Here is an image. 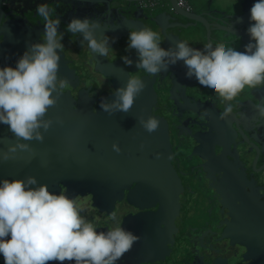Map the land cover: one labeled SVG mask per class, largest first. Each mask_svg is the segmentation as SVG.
<instances>
[{"label":"flooded vegetation","instance_id":"flooded-vegetation-1","mask_svg":"<svg viewBox=\"0 0 264 264\" xmlns=\"http://www.w3.org/2000/svg\"><path fill=\"white\" fill-rule=\"evenodd\" d=\"M21 1L24 8L16 15H9L0 10L1 27L4 31L13 29L14 36L23 35L27 42L31 39L32 42H42L44 20L37 14V6L42 3L47 4L53 10L52 18H60L61 25L58 31L64 32L63 49L60 53L63 61L67 62L60 61L58 76L66 78L68 85L62 90L65 94L58 96L56 105H60L58 103L60 99H65L71 109L78 110V117L81 118L85 129L91 132L102 131L106 143L108 142L107 145L105 143L106 149L110 150V159L108 160L107 157V163L118 166L116 169L109 168L106 175H97L91 182L65 180L64 183V180L44 177L37 181L38 184H46L50 192H65L70 197L75 196L85 205L86 217L100 230L112 226L109 217L111 212L116 211L121 218L122 227L138 235L139 244H142L143 240L145 246L149 245L145 247V253L140 255L135 253L134 244L131 251L126 253L117 264H147V262L148 264H247L238 257L243 251L241 246L228 245L226 238L219 240L217 228L222 221L229 218V210L222 206L218 195L210 186L213 181L222 183L226 180L230 184V179L234 184L235 177L230 175L220 179L223 167L205 166L204 163L207 161L198 155V151H202V154L207 156L211 155L209 152L218 157L222 156L226 160L221 157L227 174L243 172L251 186L249 188L246 184L242 187V183L237 181L240 187L238 191L244 192L250 189L264 206V125L263 119L257 115V107L264 104V86L255 89L246 87L231 102L232 112L227 117L221 118V114L225 111V103L210 88L200 86L195 78H186L182 63L169 66L167 71L156 75H149L142 69L136 68L135 52L126 51L129 30L140 27H148L158 32L162 46L165 48L176 40H184L192 47L201 48L210 38L215 46L219 41L213 40L214 33L208 37L202 24L188 17V14H203L202 16L207 18L204 13H210L209 2L213 0H185V5L180 4L178 0H175V5L171 4L170 0L120 1L121 10L118 13L120 18L112 20L111 16L106 19L100 14V10L104 7L97 5L96 0ZM207 2L208 5L205 4ZM254 2H250V8ZM2 3L3 0H0V4ZM143 14L151 15L156 21L152 22L151 19L150 22H144V19L140 21L141 17H144ZM73 16L90 17L99 23L100 28L97 31L107 35H120H116L115 43L111 44L114 50L108 57L96 56L92 53L85 58L81 57V53L73 56V51H77V40L79 43L82 41L79 35L66 30L69 18ZM157 24L162 27H158ZM110 26L117 29H110ZM235 26L246 30L249 26V13L241 15ZM29 34H35L36 38L30 37ZM239 35L235 39L227 36L225 45L244 51L250 38L245 34ZM6 42L7 40L4 43L0 41V67L5 65L15 67L17 59L27 49V44L25 47L24 43L21 44L20 49L17 47L10 49ZM66 51H69L68 56L64 53ZM125 55L133 60L132 65L126 66L122 63L121 58ZM82 59L86 61L84 70L82 65L77 64ZM79 66L81 70H78ZM71 69L72 73H70ZM129 76H139L145 80L146 88L135 99L129 113L116 112L108 115L100 108L101 99L111 101L115 89L123 86ZM55 114L53 111L47 115L52 118L54 126L48 131L59 133V138L65 141L66 129L62 123L56 122ZM148 115L160 121L159 128L152 133H148L136 118L138 116L147 118ZM5 131H7L6 125L0 123V150H3L1 143ZM9 133V136H13L10 130ZM92 137L98 140L95 133ZM114 142L119 145L120 152L127 155L124 162L132 161L146 165L149 161V165L157 166L156 184L159 188L162 187L165 177L170 180L173 175L177 176L176 179L181 185L174 192V197L167 200L168 206L171 203L170 212L164 204L166 210L161 211L158 202L143 208L134 205L133 202L137 201L135 197L139 195L134 192L130 194L134 183L128 186H115L116 182L130 183L134 179L130 174L128 177L116 175L115 172L127 169L119 166L122 159L120 152L117 153L112 149ZM39 143L40 158L35 157L38 143L33 140L29 141L33 149L29 152L30 157L25 151L18 150L12 159L0 162V179L25 178L31 175L30 170L39 172L38 167L46 169L53 160L52 155L58 149L49 150V142L46 140L44 143ZM141 144H143L142 148ZM157 153L159 158L156 157ZM116 154L119 159H115ZM166 163L169 165V170L164 166ZM211 173L215 175L206 177ZM255 198L252 197V201H255ZM139 211L148 214L139 220L141 230L134 231L128 217ZM163 226L166 231L164 236L158 239ZM186 233L191 234L193 239L186 237ZM163 244H166V248L171 253L166 262L160 258L161 253L148 255L151 249H157ZM181 245L185 248L183 251L180 250ZM0 264H4L2 255H0ZM50 264H58V262H50Z\"/></svg>","mask_w":264,"mask_h":264},{"label":"clouds","instance_id":"clouds-1","mask_svg":"<svg viewBox=\"0 0 264 264\" xmlns=\"http://www.w3.org/2000/svg\"><path fill=\"white\" fill-rule=\"evenodd\" d=\"M36 11L44 20L42 42L29 43L15 67H0V123L7 125L15 138L6 150H0V162L12 159L18 150L33 151L29 141H44V134L53 124L48 110L57 104L68 85L66 78L58 76V50L63 49L64 38V32L58 31L61 20L52 18L53 10L47 4H39ZM99 28L90 17H72L66 26L68 32L87 43L93 55L108 57L116 38L97 31ZM246 31L249 43L244 51H238L223 42L195 48L184 40L165 48L158 32L140 27L129 30L126 51L135 52L136 68L149 75L182 62L186 78H195L225 103L221 114L225 118L232 112L231 102L246 87L264 86V0H255L249 9ZM121 60L126 66L133 64L128 55ZM146 86L139 76H129L123 86L115 89L111 101L101 99L100 108L108 115L129 113ZM257 115L264 119V104L257 107ZM136 118L148 133L160 126L152 115ZM56 122L62 123L59 117ZM112 149L121 151L115 142ZM85 210L75 196L50 192L34 176L0 179V255L4 264H117L139 236L122 227L116 211L109 217L112 226L100 230L86 217Z\"/></svg>","mask_w":264,"mask_h":264},{"label":"water","instance_id":"water-1","mask_svg":"<svg viewBox=\"0 0 264 264\" xmlns=\"http://www.w3.org/2000/svg\"><path fill=\"white\" fill-rule=\"evenodd\" d=\"M120 1L133 2L137 0H96L95 3L101 8L104 7L102 10H100V14H102V16L106 19H109V16H111L112 20L120 18L118 15L119 10H121ZM170 1L171 4L175 5V0ZM202 15L188 14V17L192 20L200 22L203 28H205L208 37L210 34L214 33L215 36L213 37V40L216 39L219 42L221 41L225 43L227 41V36H231V39L238 38L240 36L239 34H245L247 37H249L246 31L247 29L241 30L235 26L237 21L230 20L226 16H215L211 13H204V15L208 16L207 18L203 17ZM211 39L212 38H210V40L208 39L207 43L211 42ZM183 70L185 73L186 69L184 66ZM87 88H84V90ZM62 94L65 93L61 92L60 95L62 96ZM58 103L60 105H55L53 109H49L47 115H49V112L54 111L56 113V118L59 117V119L62 121V126L66 129L65 141L63 138L60 139V134L53 132V130L47 131L44 134V141L46 140L49 142L48 149L52 151L58 149V151L52 155L53 160L51 161L50 165L46 167V169H41L38 167V170L40 169L39 172L36 170H30L31 176L34 175L37 181H40L44 177H50L58 180H64V183L66 181L78 182L80 180L91 182L93 181V178L97 177V175H106L109 168L116 169V167H118L116 164L111 166L107 163V161L110 159V150L106 149L108 142L106 143V140L103 137V132H97L96 130L91 132L90 130L85 129L86 127L82 126V121L80 120L81 118L78 117V110L71 109L70 104H67L65 99H60ZM6 127L7 131L4 132V140L1 143L3 145V150H6L9 143H12L13 141L15 142V139L13 140L14 136H9L10 133L7 125ZM52 127H54L53 124ZM80 127H83L84 129H81ZM94 133L98 136L97 141L92 137ZM11 140L13 141L11 142ZM37 143L38 146L35 148V157L39 156L40 158V143ZM25 153L28 157H30L28 151H25ZM209 153H211V155L207 156L206 154H202V151H198V155H200L202 158H205L207 161L204 163L205 166H222L223 173L221 174L220 179L230 175L235 177L234 184L232 183V179H230V184L226 180L222 183H220L219 180V182L213 181L210 184L211 188L218 195L222 206L229 210V218L227 217L224 221H222V223L217 228L218 234L220 235L219 240L221 241L226 238L228 239V245L233 244L236 246H241L243 251L238 256L241 261L246 262L247 264H264V206L255 198V195L252 194L250 189L245 190L244 192L238 191V188L240 187L237 181L242 183V187L246 184L249 186V188L251 186V183L246 181L243 172L239 171L236 172V174H227L222 161L223 157L221 156V158L215 156L212 152ZM119 155H121L122 159L119 166L127 170L114 172L116 175H118V177L122 175H126L128 177V174H130V177H132L134 181L130 183L116 182L115 186H128L134 183V186L130 189V194L132 195L133 192L134 194H139L137 197H135L137 201L133 202L134 205L143 208L155 205V203L158 202L160 206L159 209H161V211L164 209L166 210V208L163 206L164 204L168 207L167 209H169L170 212L171 203L168 206L167 200L174 197V192L177 191L179 185H181L180 181L176 179L177 176L173 175L170 180L165 177L164 182H162V187L159 188V186L156 184V171L158 169L156 165H149V161H147L146 165H139L132 161L127 163L126 161L124 162L127 155L123 152H120ZM115 157V159L120 158L118 154H116ZM224 161L226 160L224 159ZM92 162L94 164H92ZM18 165L20 166V163ZM164 166H166L169 170L168 163H166ZM213 175H215V173L206 175V177ZM99 189H101V187ZM158 191H160L159 194ZM252 197L255 198V201H252ZM146 214H148V212L139 211L128 217V219L133 224L132 229L134 231L141 230L139 220L146 216ZM165 231L166 228L163 226L160 230V233L158 234V239H161L162 236H164ZM185 236L192 238L191 234L188 233H186ZM148 246L149 245H144L143 240L142 244H139L138 242L135 243V253L140 255L144 254L145 247ZM180 248L181 251L185 249L182 247V245ZM157 253H161L162 256H160V258L164 261L171 256L169 249L166 248V244H163L157 249H151L148 255L152 256Z\"/></svg>","mask_w":264,"mask_h":264},{"label":"rangeland","instance_id":"rangeland-1","mask_svg":"<svg viewBox=\"0 0 264 264\" xmlns=\"http://www.w3.org/2000/svg\"><path fill=\"white\" fill-rule=\"evenodd\" d=\"M5 1H7V0H3V3L0 4V6H2V7H0V10L3 12H7V14H9V15H16L18 13V11H21L24 8L23 2L21 0H8L7 2H5ZM86 1L87 0H85V2ZM251 1H255V0H213L212 2H209L210 3V13L212 15H215V16L217 15L220 17L226 16L230 20L237 21L241 15L249 13ZM205 4L208 5V2ZM71 18L72 17H70L69 19H71ZM157 25H158V27H162V26H159L160 24H157ZM110 29L114 30V27L110 26ZM13 31H14L13 29H11L10 31H8V30L4 31L0 25V41H2L4 43L5 40H7L6 43L9 44L7 47H9L10 49H12V47H17L20 49V45L23 43H24V47H25V44H27L26 46L28 48L29 43H32V39L30 40V42H27L23 35L18 34V35L14 36ZM108 35L110 37H115V38H117V36H120L117 34H116L117 36L111 35V34H108ZM31 36H34L36 38L35 34L30 35V37ZM37 38H38V36H37ZM1 47H3V46H1ZM58 53L61 57L60 61H62V63L67 62L66 60L63 61L61 53L60 52H58ZM64 53L68 56L69 51H66ZM80 53L82 54L81 57L85 58L88 55H90L91 52L88 49L86 42L81 41V43H79V40H77V51L76 52L73 51V56H78V55H80ZM87 60H89V59H87ZM85 63H86V61L82 59V61L77 63V64L82 65L83 70H84L85 66H86ZM81 69L82 68L79 66L78 70H81ZM72 72H73V70L71 69L70 73H72Z\"/></svg>","mask_w":264,"mask_h":264},{"label":"crops","instance_id":"crops-1","mask_svg":"<svg viewBox=\"0 0 264 264\" xmlns=\"http://www.w3.org/2000/svg\"><path fill=\"white\" fill-rule=\"evenodd\" d=\"M144 15V17H141V20L140 21H142L143 19H144V22H150V20L149 19H151L152 20V22H155L156 20H155V18L154 17H152L151 15L149 16V15H147V14H143ZM147 18H146V17Z\"/></svg>","mask_w":264,"mask_h":264},{"label":"built area","instance_id":"built-area-1","mask_svg":"<svg viewBox=\"0 0 264 264\" xmlns=\"http://www.w3.org/2000/svg\"><path fill=\"white\" fill-rule=\"evenodd\" d=\"M178 2L180 3V4H182V5H185V0H178Z\"/></svg>","mask_w":264,"mask_h":264}]
</instances>
